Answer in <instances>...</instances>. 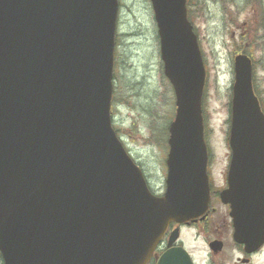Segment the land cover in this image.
Listing matches in <instances>:
<instances>
[{
  "label": "water",
  "instance_id": "95a60500",
  "mask_svg": "<svg viewBox=\"0 0 264 264\" xmlns=\"http://www.w3.org/2000/svg\"><path fill=\"white\" fill-rule=\"evenodd\" d=\"M150 1L176 98L163 195L113 127L119 0H0L3 264H148L171 222L208 210L203 56L187 0ZM228 141L220 197L234 241L253 252L264 244V111L245 54L234 58ZM157 264L194 263L177 247Z\"/></svg>",
  "mask_w": 264,
  "mask_h": 264
},
{
  "label": "rangeland",
  "instance_id": "374dc122",
  "mask_svg": "<svg viewBox=\"0 0 264 264\" xmlns=\"http://www.w3.org/2000/svg\"><path fill=\"white\" fill-rule=\"evenodd\" d=\"M119 4L113 125L143 168L152 189L162 194L166 187L168 127L176 111L175 95L163 72L150 0H119ZM188 16L207 71L202 101L205 137L212 176L216 184H221L230 160L233 67L238 53L248 54L253 62V85L264 107V0H207L200 6L194 0V5L188 7ZM220 209L226 212L223 206ZM188 238L196 246V258L206 253L200 240ZM236 256L235 252L234 259ZM252 264H264V250Z\"/></svg>",
  "mask_w": 264,
  "mask_h": 264
},
{
  "label": "flooded vegetation",
  "instance_id": "af4514ba",
  "mask_svg": "<svg viewBox=\"0 0 264 264\" xmlns=\"http://www.w3.org/2000/svg\"><path fill=\"white\" fill-rule=\"evenodd\" d=\"M210 153V152H209ZM211 155L208 161L209 185H210V204L207 213L203 217H198L186 223H170L168 229L158 244L152 258L148 264H157L158 257L165 251L172 248L182 247L190 255L194 264H252L254 258L264 250V244L253 252H247L245 246L236 243L233 239V225L230 217V206L224 204L220 193L227 187L226 171L221 180V184H216L211 173ZM224 207V213L220 208ZM228 217V220H227ZM174 230H178V238L170 243V237ZM184 231H187L184 233ZM189 236H186V235ZM194 236L200 240L204 252L199 260L193 254L196 246L193 245L188 237ZM188 241V242H187ZM214 241L221 242V248L214 250ZM217 247V245H215ZM237 253L234 259V253Z\"/></svg>",
  "mask_w": 264,
  "mask_h": 264
},
{
  "label": "trees",
  "instance_id": "16d2710c",
  "mask_svg": "<svg viewBox=\"0 0 264 264\" xmlns=\"http://www.w3.org/2000/svg\"><path fill=\"white\" fill-rule=\"evenodd\" d=\"M207 0H195V5H201V3H206ZM194 5V0H187V5L190 9V5ZM189 15H191V12H189Z\"/></svg>",
  "mask_w": 264,
  "mask_h": 264
}]
</instances>
